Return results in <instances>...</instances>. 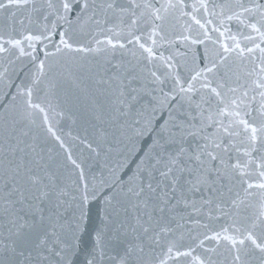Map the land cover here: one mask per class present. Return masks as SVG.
Instances as JSON below:
<instances>
[{
	"label": "snow or ice",
	"instance_id": "obj_1",
	"mask_svg": "<svg viewBox=\"0 0 264 264\" xmlns=\"http://www.w3.org/2000/svg\"><path fill=\"white\" fill-rule=\"evenodd\" d=\"M13 7H30L35 29L17 30L23 21L8 17L0 54L29 58L31 82L17 85L13 99L22 97L25 114L38 110L46 125V109L32 98L53 57L103 53L110 60L122 50L135 62L117 61L96 80L124 140L114 149L102 129L95 146L81 140L104 160L120 153L99 173L49 126L65 153L57 167L67 171L58 175L35 137L4 122L0 264H74L94 201L99 222L82 264H264V0H0V9ZM8 74L4 66L0 79ZM234 181L245 199L259 193L250 222L240 221L243 199L224 200ZM226 203L236 210L230 224H201L204 215L228 216ZM188 224L206 231L177 234ZM186 235L193 243H183ZM222 245L230 260L215 258Z\"/></svg>",
	"mask_w": 264,
	"mask_h": 264
},
{
	"label": "water",
	"instance_id": "obj_2",
	"mask_svg": "<svg viewBox=\"0 0 264 264\" xmlns=\"http://www.w3.org/2000/svg\"><path fill=\"white\" fill-rule=\"evenodd\" d=\"M0 130H2V126L0 125ZM51 170L55 171L53 168ZM58 175H60L57 172ZM99 203L94 201L90 205V219L87 222V230L83 233H81V251L79 252L77 257H74V264H82L85 254L87 251H90L93 246V231L96 226V224L99 222L98 220V210H99ZM122 251V248H117L115 251H110L109 255H116L117 252ZM160 249L156 248L155 252L152 254V256H155L157 253H159ZM152 256L147 257L148 259H151Z\"/></svg>",
	"mask_w": 264,
	"mask_h": 264
}]
</instances>
